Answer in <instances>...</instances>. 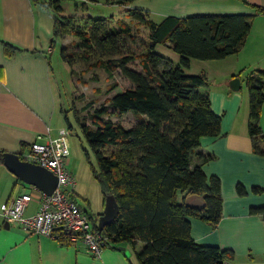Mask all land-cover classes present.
Here are the masks:
<instances>
[{
	"label": "trees",
	"instance_id": "1",
	"mask_svg": "<svg viewBox=\"0 0 264 264\" xmlns=\"http://www.w3.org/2000/svg\"><path fill=\"white\" fill-rule=\"evenodd\" d=\"M37 1L54 8L53 38L68 33L77 37L76 51L67 52L66 47L62 48L65 60L73 64L76 56L88 59L85 49L95 47L101 54L97 64L109 76L118 69L132 83L110 98L112 110L104 103L90 111L94 100L83 105L88 109L90 123L81 120L78 111L73 112L96 158V165L91 166L101 191L104 197L113 193L119 204L117 217L102 230L111 245L127 243L133 247L139 264H228L226 255L231 250L199 243L191 234L190 216L216 224L222 215L220 178L208 176L201 164L192 166L200 138L219 135L222 115L212 108L208 92L199 90L200 86L207 85V75L189 73L185 68L191 58L218 59L237 52L250 30L253 14L168 15L155 22L137 7L127 9L130 17L127 20L113 16L65 15L60 12L63 8L59 0ZM255 7L256 12H264L263 6ZM133 22L145 23L149 28L150 43L141 57V70L129 65L135 55L122 52L120 47L122 35L132 37ZM1 41L8 55L21 49ZM157 42H171V47L180 55L179 61L174 62L153 50ZM116 86L113 83L108 89ZM247 86L249 130L255 137L262 133L264 70L249 75ZM129 111L142 117L129 128L112 118ZM65 117L69 120L66 114ZM68 124L71 128V123ZM107 145L118 146L119 151L108 152ZM254 150L264 154L256 138ZM3 151L0 150L1 162ZM251 190L261 193L264 187L254 185ZM237 191L244 195L249 190L238 183ZM189 197H202L205 206L201 209L189 206ZM250 212L264 216V204L252 205ZM101 213L94 219L95 229ZM61 240L70 243L66 233L61 234ZM139 241L143 245L137 249Z\"/></svg>",
	"mask_w": 264,
	"mask_h": 264
},
{
	"label": "crops",
	"instance_id": "2",
	"mask_svg": "<svg viewBox=\"0 0 264 264\" xmlns=\"http://www.w3.org/2000/svg\"><path fill=\"white\" fill-rule=\"evenodd\" d=\"M127 5L142 9L155 22L168 15L253 14L250 30L237 52L218 59L191 58L185 68L198 73L191 70L192 64L198 62L203 67L201 72L207 75L208 83L199 90L208 92L212 108L222 115L219 135L202 136L192 156V166L201 164L208 176L220 178L222 215L216 224L195 216L190 220L191 234L197 242L232 251L226 255L228 264H264V216L250 212L252 205L264 204V191L251 190L254 185L264 187V154L254 150V138L264 149V103L262 133L254 137L249 130L247 86L249 75L264 70V12H256L255 7H264V0H132ZM122 17L130 18L128 14ZM53 27L54 14L41 2L0 0V150L20 152L46 125L60 126L50 55L57 37L53 38ZM1 40L21 49L8 55ZM166 44L172 48L171 42ZM172 57L174 61L180 59L178 53ZM235 75L241 79L239 89L230 86ZM238 183L246 186L247 194L238 193ZM28 189L33 198L26 212L34 213L40 204V189L27 185L0 161V207ZM4 222L0 214V264H139L132 260V253H126L131 251L127 243L107 245L95 255L82 240L68 243L26 231L17 223L6 227ZM142 245L139 241L136 248Z\"/></svg>",
	"mask_w": 264,
	"mask_h": 264
},
{
	"label": "rangeland",
	"instance_id": "3",
	"mask_svg": "<svg viewBox=\"0 0 264 264\" xmlns=\"http://www.w3.org/2000/svg\"><path fill=\"white\" fill-rule=\"evenodd\" d=\"M60 1L63 8L62 11H60L61 13L77 17L92 16L95 18H110L113 16L114 19H117L126 16V14H128L127 8L129 7L127 3H123L121 0ZM48 11L52 14L55 12L52 7H49ZM140 23L141 22H136V24L134 23L132 25V37H129L126 34L122 35L120 46L122 52L135 55L136 58L129 62V65L139 70L142 69L141 57L147 51L148 44L150 43L149 28L145 23ZM76 40L77 37L72 33L55 37L54 49L50 54L55 79L54 84L58 99L57 122L59 125H65L67 127L69 126V122L72 125L71 128H69L70 157L68 168L75 174V188L78 192L77 201L79 205L86 210L93 219H95L97 214L104 210L105 197L92 172L91 164L96 165V158L80 125L75 120L73 112L74 110L78 111L81 120L90 123L91 118L87 116L88 109H84L83 105L90 100H94L95 102L93 103V106H90L89 108V110L92 111L94 106H99L104 103L109 104L110 98L115 93L128 88L131 85V81L124 77L118 69L112 76H109L106 69L102 65L97 64L101 54L97 52L95 47L85 49L88 51L90 58L84 59L76 56L74 58L75 62L70 64L63 58L62 48L66 47L67 52L76 51L78 49L74 44ZM153 50L168 56L170 59H173V55H177V52L173 48H170L169 45L167 46L166 43H155ZM178 61L179 59L174 62ZM191 67V70L198 72L199 74L204 73L201 72L203 67L200 66L198 62H194ZM113 83H116L117 86L113 88V90H109V86ZM109 109H113L110 104ZM65 114L69 117V120L66 119ZM112 118L120 121L126 128H129L140 121L142 117L129 111L121 116L112 115ZM107 151L118 152L119 147L107 145ZM26 184L30 185L29 183ZM28 192H30V189H28ZM86 198L88 200H86ZM87 201H89V203H87ZM128 246L130 247V250H132L128 255L132 253V260H137L133 247L130 245Z\"/></svg>",
	"mask_w": 264,
	"mask_h": 264
},
{
	"label": "built area",
	"instance_id": "4",
	"mask_svg": "<svg viewBox=\"0 0 264 264\" xmlns=\"http://www.w3.org/2000/svg\"><path fill=\"white\" fill-rule=\"evenodd\" d=\"M69 128L46 125L20 155L54 172L58 177L56 188L51 193L39 190L40 204L34 213L26 212L32 193L19 192L2 203L0 214L4 221L17 223L29 232L57 238L66 233L70 243L82 240L95 255H100L111 242L102 230L94 228L93 217L77 201L75 174L68 168Z\"/></svg>",
	"mask_w": 264,
	"mask_h": 264
},
{
	"label": "water",
	"instance_id": "5",
	"mask_svg": "<svg viewBox=\"0 0 264 264\" xmlns=\"http://www.w3.org/2000/svg\"><path fill=\"white\" fill-rule=\"evenodd\" d=\"M230 86L233 89H239L241 86L240 76L235 75L230 79ZM3 163L5 166L17 175L24 182L38 187L40 190L51 193L57 186L58 177L47 167L41 164L23 159L17 151H3ZM187 204L193 208L201 209L205 206V201L202 197H189ZM119 211L118 201L113 193L107 194L105 197V207L98 218V230H103L105 225L113 221ZM6 227L10 226L8 221L4 222ZM121 249L125 250V246L121 245ZM129 254L130 251L126 250Z\"/></svg>",
	"mask_w": 264,
	"mask_h": 264
}]
</instances>
